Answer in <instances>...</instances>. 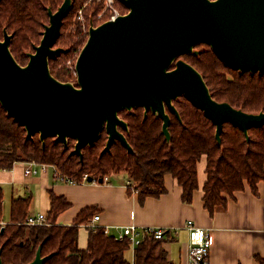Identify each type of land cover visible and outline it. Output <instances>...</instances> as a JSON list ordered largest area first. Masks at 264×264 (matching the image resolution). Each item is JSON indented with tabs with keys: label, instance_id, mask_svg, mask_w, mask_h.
Segmentation results:
<instances>
[{
	"label": "trees",
	"instance_id": "1",
	"mask_svg": "<svg viewBox=\"0 0 264 264\" xmlns=\"http://www.w3.org/2000/svg\"><path fill=\"white\" fill-rule=\"evenodd\" d=\"M65 0H0V39L7 31L13 36L11 51L19 64L25 66L29 53L39 45L45 27L50 24L49 9L56 12ZM87 0H73V8L64 20L62 34L55 48L67 52L50 60L52 75L61 82L76 81L75 65L85 46L88 35L74 22L75 14ZM116 6L127 14L129 9L120 1ZM96 4L87 9L86 16L101 12ZM94 20H97L93 18ZM76 24L75 30H67ZM199 54L183 55L204 77L213 98L228 102L234 108L250 114L264 113V74L240 72L226 65L208 44H199ZM180 114L178 119L169 110L172 123L168 141L163 133V120L145 109L123 110L120 117L129 125V131L120 129L133 148L130 153L121 142L113 144L111 151L102 155L108 134L103 131L93 146L83 149V160L72 155L76 140L69 139L66 148L56 138H48L45 146L36 134L27 139L24 126L8 116L0 103V170H11L18 163L36 162L51 165L62 175L82 184L88 175L100 181L105 177L126 174L129 192L139 191L143 201L149 196L167 192L166 177L171 175L183 189L182 199L191 204L199 188L198 165L207 158V182L204 185V205L213 216L226 210L235 193L250 187L256 194L264 182V126L249 130L250 139L238 127L226 122L221 143L216 138L217 127L205 113L184 96L174 101ZM31 199L16 198L11 203L10 222L4 224V192L0 189V251L3 264H28L42 248V256L50 258L45 264H176L170 258L165 244L173 241L172 231L163 238L151 236L135 250L134 260L127 258L128 241H119L104 229H91L85 249L79 247L80 229L96 216L95 209L84 210L71 225H59L58 218L70 204L64 197L51 195V209L47 225L30 227ZM2 229H5L2 233ZM259 264L264 258L257 256Z\"/></svg>",
	"mask_w": 264,
	"mask_h": 264
},
{
	"label": "water",
	"instance_id": "2",
	"mask_svg": "<svg viewBox=\"0 0 264 264\" xmlns=\"http://www.w3.org/2000/svg\"><path fill=\"white\" fill-rule=\"evenodd\" d=\"M120 1L127 14L90 28L75 65L76 82H61L50 70V60L67 52L55 45L73 0H65L56 12L49 9L50 24L25 66L14 57L13 36L5 31L0 39V103L25 127L28 140L39 134L44 146L48 138H56L68 148L73 138L77 142L72 155L83 160V149L106 131L102 155L117 141L133 153L120 130L129 131L120 112L139 107L145 116L152 112L163 120L170 141L168 110L181 119L174 101L182 96L216 125L219 143L226 122L240 128L248 140L251 128L264 126V113L250 114L216 101L203 75L181 59L199 54L196 47L205 43L233 69L264 74V0ZM49 258L39 248L28 264H45Z\"/></svg>",
	"mask_w": 264,
	"mask_h": 264
},
{
	"label": "crops",
	"instance_id": "3",
	"mask_svg": "<svg viewBox=\"0 0 264 264\" xmlns=\"http://www.w3.org/2000/svg\"><path fill=\"white\" fill-rule=\"evenodd\" d=\"M27 164L18 163L11 170H0L5 225L10 222L12 200L31 199L29 217L48 215L51 195L55 194L70 204L59 216V225H71L84 210L95 209L96 215L101 217L98 225L107 229L111 236L117 235L119 228L125 226L172 231L175 239L164 246L176 264H186L187 261L189 231L186 223L189 220L211 235L209 264H259L256 257L264 258V182L258 185L257 194L250 187L235 193L227 209L212 216L204 205L206 157L198 165L199 188L191 204L183 201V189L171 175L165 180V194L141 201L138 193L129 192V180L123 177L124 174L111 176L109 183L69 184L56 177L51 165L40 166L36 175H26ZM7 202L8 217L5 214ZM92 220L80 229L79 247L82 249L87 247L88 225Z\"/></svg>",
	"mask_w": 264,
	"mask_h": 264
},
{
	"label": "built area",
	"instance_id": "4",
	"mask_svg": "<svg viewBox=\"0 0 264 264\" xmlns=\"http://www.w3.org/2000/svg\"><path fill=\"white\" fill-rule=\"evenodd\" d=\"M101 4L103 9L96 16L92 13L89 19L86 16V10L91 9L93 5ZM125 15L116 6L115 0H87L81 8H79L75 14L74 22H76L82 30V33L89 36V31L91 27L97 28L101 24L117 19L119 16ZM93 18L97 19L94 20ZM76 24L71 26L72 30H75ZM75 76L77 74L75 72ZM46 164H38L36 162H30L26 165L25 173L26 175H36L39 172L40 166H45ZM56 177L60 181H64L69 184H76V181L71 178L62 175L56 168H54ZM89 176L86 175L83 178L82 183H89ZM94 179V178H93ZM110 177H105L103 183H109ZM92 183H100L97 179H94ZM134 183H128L133 185ZM139 191H135L138 193ZM100 215H96L92 222L88 225L91 229L101 228L98 223L100 222ZM26 225L30 227L44 226L47 225V215L39 214L37 216H31L27 219ZM186 228L189 231V245L186 264H209V258L212 248V240L210 233L200 228L195 224L194 221L189 220L186 223ZM105 233L108 234L107 229H104ZM166 230L162 228H144L140 229L136 226H125L119 228L117 235L114 237L119 241H128L130 248L135 253L136 248L147 238L155 236L157 238H163ZM178 234L177 231H175Z\"/></svg>",
	"mask_w": 264,
	"mask_h": 264
},
{
	"label": "rangeland",
	"instance_id": "5",
	"mask_svg": "<svg viewBox=\"0 0 264 264\" xmlns=\"http://www.w3.org/2000/svg\"><path fill=\"white\" fill-rule=\"evenodd\" d=\"M120 11H121V10H120ZM121 12H122V11H121ZM70 29H71V27L69 28V30H67V31H68L67 34L70 33ZM71 30H72V29H71ZM72 31H73V30H72ZM88 37H89V36H88ZM76 62H77V61H76ZM71 82H76V81H71ZM123 177L126 178V177H127L126 174H124ZM127 180H128V177H127ZM8 210H9V203L7 202V204H6V206H5V214H6V217H8V214H9ZM133 256H134L133 250L130 249V252L127 253V257H128L129 260L131 261V259H132Z\"/></svg>",
	"mask_w": 264,
	"mask_h": 264
}]
</instances>
